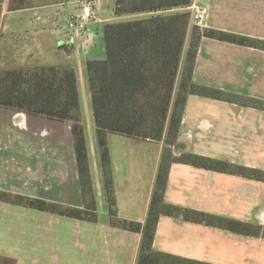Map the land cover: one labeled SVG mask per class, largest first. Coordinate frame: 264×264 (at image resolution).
Listing matches in <instances>:
<instances>
[{
	"label": "crops",
	"instance_id": "obj_1",
	"mask_svg": "<svg viewBox=\"0 0 264 264\" xmlns=\"http://www.w3.org/2000/svg\"><path fill=\"white\" fill-rule=\"evenodd\" d=\"M27 1L30 7L18 11L7 10L9 0L2 3L0 70L59 64L74 69L97 222L0 202V264H137L141 234L109 224L93 117L86 62L105 59L102 26L188 12L183 58L194 25L264 42V0H191L187 7L160 13L114 15L118 20L96 17L87 36L74 34L63 48L59 44L66 39L57 36V24L82 0ZM198 9L204 11V19L196 24ZM192 81L264 101V50L202 38ZM83 97L90 112L82 108ZM107 145L118 218L144 224L164 141L109 133ZM184 153L264 172V110L189 95L173 147L175 156ZM0 191L83 209L87 201L70 123L0 107ZM164 201L264 227V182L239 175L172 163ZM152 250L207 264H264V238L180 217L159 218Z\"/></svg>",
	"mask_w": 264,
	"mask_h": 264
},
{
	"label": "trees",
	"instance_id": "obj_2",
	"mask_svg": "<svg viewBox=\"0 0 264 264\" xmlns=\"http://www.w3.org/2000/svg\"><path fill=\"white\" fill-rule=\"evenodd\" d=\"M0 0V15L2 3ZM191 0H114L113 15L160 13L187 7ZM27 0H9L7 10L29 8ZM190 22L188 12L156 14L102 26L105 59L88 60L86 69L96 137L104 178L111 227L141 234L137 264H207L154 252L152 244L161 216L182 218L235 233L264 238V227L229 220L166 204L164 193L172 163L264 182V172L226 161L184 153L173 154L189 95L264 110V101L226 93L192 81L202 38L264 50V42L194 25L183 55ZM180 80L173 98L180 65ZM0 107L69 122L74 141L83 209L0 191V202L71 219L97 222L84 128L74 69L67 64L0 70ZM109 133L150 141H164L160 165L144 224L120 220L117 214L107 135Z\"/></svg>",
	"mask_w": 264,
	"mask_h": 264
},
{
	"label": "built area",
	"instance_id": "obj_3",
	"mask_svg": "<svg viewBox=\"0 0 264 264\" xmlns=\"http://www.w3.org/2000/svg\"><path fill=\"white\" fill-rule=\"evenodd\" d=\"M96 3L94 0H82L76 11L69 13L66 16V43L74 40V34L82 37L87 36L89 26L96 20ZM204 19V11L201 9L196 10L193 20L199 24ZM72 44V43H69Z\"/></svg>",
	"mask_w": 264,
	"mask_h": 264
},
{
	"label": "rangeland",
	"instance_id": "obj_4",
	"mask_svg": "<svg viewBox=\"0 0 264 264\" xmlns=\"http://www.w3.org/2000/svg\"><path fill=\"white\" fill-rule=\"evenodd\" d=\"M97 15L96 17L98 18H113L118 20L119 17H115L111 11L113 4H114V0H97ZM76 11V10H75ZM130 18H134V17H130ZM66 17H61L58 24H57V36L61 37L62 40L66 39ZM64 35V36H63ZM63 36V37H62ZM99 50V45L96 47L95 52L98 53ZM104 57V53L101 54ZM38 63H42V62H38ZM47 63V62H46ZM82 108L85 109V111L89 110L90 112V108L88 106L85 105L84 103V97L82 100ZM86 112L87 115H89L90 113Z\"/></svg>",
	"mask_w": 264,
	"mask_h": 264
},
{
	"label": "water",
	"instance_id": "obj_5",
	"mask_svg": "<svg viewBox=\"0 0 264 264\" xmlns=\"http://www.w3.org/2000/svg\"><path fill=\"white\" fill-rule=\"evenodd\" d=\"M65 44H67V43H65V42H64V43H60V44H59V47H60V48H63V47L65 46Z\"/></svg>",
	"mask_w": 264,
	"mask_h": 264
}]
</instances>
